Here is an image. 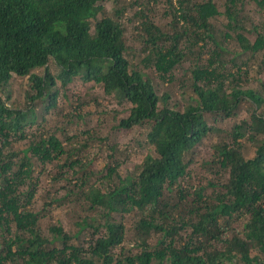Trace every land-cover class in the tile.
Wrapping results in <instances>:
<instances>
[{
	"label": "trees",
	"instance_id": "trees-1",
	"mask_svg": "<svg viewBox=\"0 0 264 264\" xmlns=\"http://www.w3.org/2000/svg\"><path fill=\"white\" fill-rule=\"evenodd\" d=\"M104 1L0 0V85L13 76L29 80L26 110L11 109L0 99V264H264V111L259 112L264 94L236 83L247 77L250 59L264 51V24L248 30L254 34L249 41L238 19V0H225L226 27L234 34L215 35L210 21L219 15L217 0H178L171 5V30L165 31L146 14L142 0L128 4L138 7L134 17L146 52L143 65L166 79L188 58L194 61L190 87L196 98L180 110L169 107V95H159L128 59L124 8L108 15ZM251 1L264 16V0ZM234 40L240 50L231 54L224 44ZM247 53L250 58L238 63ZM50 60L58 69L55 76L47 67ZM41 68V75L34 73ZM75 78L129 102L130 115L118 129L148 128L147 143L154 150L124 176L109 164L100 187L90 184L85 167L68 159L71 138L64 146L49 135L24 151L12 149L28 139L35 105L47 101L45 112L55 109L57 83L64 88ZM243 102L252 106L249 117L233 124L228 141L213 145L212 161L204 164L215 169L217 184L208 182L206 193L205 187L183 183L196 149L214 132L207 117L214 123L236 118ZM245 143L254 150L252 159L243 156ZM60 160V172L70 171L75 184L55 174L53 183L67 185L51 203L70 202L97 215L80 217L73 235L50 226L48 238L39 224L50 203L29 208L36 192L33 166ZM224 175L228 178L220 183ZM127 214L136 216L131 229L136 252L123 248ZM86 228L92 233L80 239ZM102 228L105 233H99Z\"/></svg>",
	"mask_w": 264,
	"mask_h": 264
},
{
	"label": "rangeland",
	"instance_id": "rangeland-1",
	"mask_svg": "<svg viewBox=\"0 0 264 264\" xmlns=\"http://www.w3.org/2000/svg\"><path fill=\"white\" fill-rule=\"evenodd\" d=\"M133 1L121 0L117 4L115 0H105L102 4L108 15H113V11L120 7L124 8L121 22L125 28L128 41V59L133 65L138 66L139 70L149 76L159 95H169V107L182 110L187 105L193 104L196 98L190 87V72L194 67V61L188 58L187 61L175 67L169 75L171 77L166 79L162 78L154 68L143 65L142 61L146 56V52L139 26L140 21L134 17L138 7L136 5L134 7L128 6ZM224 1H216L219 15L210 21L215 29V35H223L224 32H228L231 35L234 34L226 27L227 19L224 13ZM142 2L144 3L146 14L152 17L160 28L170 31V22L172 20L171 5H175L178 0H142ZM240 7L241 13L238 19L242 20V24L246 28L248 40L253 42L254 34L249 33L248 30L254 25L263 28L264 16L260 13L262 11L256 3L251 0H238L236 9ZM224 45L231 54L240 50L235 40ZM206 57L204 55L202 58ZM246 58H250L249 53L240 54L238 63H241ZM263 60L264 51L257 53L254 58L250 59L247 66V77H242L236 82L241 88L257 90L264 94V66L260 67ZM47 67L53 76L58 73V69L52 60L49 61ZM259 67L261 70H259ZM42 72V68L34 71V73L39 75ZM28 87V77L13 76L7 85H0V99L11 109L26 110L28 103L25 99V93L28 91ZM57 87L59 88V95L56 108L46 113L44 109L47 106V101L35 105V124L27 128L28 139L26 141L12 146L14 152L24 151L30 142L37 141L40 137L53 135L64 146L66 145L65 139L71 138L73 140L71 147H65L66 152L69 154L68 159L71 162L78 161L79 164L85 167L84 171L92 174L89 180L90 184L96 186H99L97 185L99 183L98 179L104 174V170L109 164L117 165V173L120 176H124L127 171H132L134 166L141 164L148 155L154 153L152 147L147 143L148 128H135L130 132L118 129L119 122L127 119L130 115L132 105L129 102L119 100L113 95H106L101 86L93 83H84L79 78H75L64 88H61L58 82ZM251 110L252 106L248 102H243L236 118L214 123L210 116L207 117L208 124L213 126L214 132L196 149L194 163L190 167L188 176L183 183L192 187L202 186L205 188H207L208 182L217 184V178L214 175L215 169L204 164H210L212 161L214 154L213 145L223 141L227 142L229 138L228 132L233 124L247 119ZM262 110L264 111V104L259 112H262ZM243 145V156L246 160L252 159L254 150L247 143ZM113 148L115 149L114 151L111 150ZM28 157L31 156L28 155ZM63 163L64 160H60L44 168L36 164L33 166L32 182L36 186V192L29 208L37 211L43 207L46 208L45 205L50 203V207L46 208L47 213L41 217L39 224L42 234L48 238H50L48 231L50 226H61L65 232L73 235L79 230L77 222L82 220L80 217L97 215L95 213H83L76 205L70 202L65 203V206L62 207H58V203H51L55 196L64 193L60 188L67 185L65 182L53 183L51 179L55 174L63 173L69 180L73 179L72 182L75 184L74 177H72L70 171L64 169L60 172L59 167ZM227 178L228 175H224L218 179H220V183H225ZM36 179H38V182H36ZM205 192L209 193L211 190L207 188ZM135 218L136 216L133 214H127L122 220L127 232L123 248L125 250L131 249L133 252H136V249L131 241V229L135 223ZM91 233L92 230L86 228L81 232L79 238L87 240ZM99 233H105V230L102 228Z\"/></svg>",
	"mask_w": 264,
	"mask_h": 264
}]
</instances>
